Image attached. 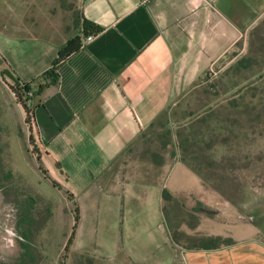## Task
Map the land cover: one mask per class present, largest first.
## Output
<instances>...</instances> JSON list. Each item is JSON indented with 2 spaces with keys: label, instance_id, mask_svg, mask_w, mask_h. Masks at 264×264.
Returning a JSON list of instances; mask_svg holds the SVG:
<instances>
[{
  "label": "crops",
  "instance_id": "1",
  "mask_svg": "<svg viewBox=\"0 0 264 264\" xmlns=\"http://www.w3.org/2000/svg\"><path fill=\"white\" fill-rule=\"evenodd\" d=\"M52 3L0 0V57L31 88L38 160L48 173L60 170L80 215L99 216L97 224L114 231L115 249L126 253L118 264H264L259 237L208 239L230 238L210 229L229 216L221 206L183 225L176 240L164 224L166 204L179 225L180 209L200 212L203 198L192 187L163 198L175 152L197 144L192 136L207 124L194 104L211 99L197 89L214 65L245 47L264 0H79L80 22L77 14L64 37ZM82 18L102 27L91 40ZM70 40L52 82L43 73ZM182 231L193 240H182Z\"/></svg>",
  "mask_w": 264,
  "mask_h": 264
},
{
  "label": "rangeland",
  "instance_id": "2",
  "mask_svg": "<svg viewBox=\"0 0 264 264\" xmlns=\"http://www.w3.org/2000/svg\"><path fill=\"white\" fill-rule=\"evenodd\" d=\"M79 4V0H54L49 6L57 35L64 37L76 25ZM6 68L0 57V264H118L126 253L115 249L114 231L98 225L99 216L79 213L68 243L76 202L60 170L51 166L48 173L46 162L38 160ZM204 79L197 93L211 102L198 100L194 106L207 124L198 125L191 135L197 144L182 145L175 152L167 171L174 187L168 190L170 197H178L172 191L192 187L203 198L204 209L181 208L182 222L176 225L166 204L164 224L174 238H180L183 225L194 227L221 206L229 216L212 220L210 229L230 238L251 235L264 240V18L245 47L214 65ZM182 201L198 203L194 197ZM181 236L185 242L193 240L183 231Z\"/></svg>",
  "mask_w": 264,
  "mask_h": 264
},
{
  "label": "trees",
  "instance_id": "3",
  "mask_svg": "<svg viewBox=\"0 0 264 264\" xmlns=\"http://www.w3.org/2000/svg\"><path fill=\"white\" fill-rule=\"evenodd\" d=\"M77 17L79 18L78 21L80 22L79 14ZM81 26H82V35L84 37H87L89 35H96L102 29V27L100 25H97V24L89 21L86 18L81 19ZM73 40L68 41L67 45L64 46V48L60 51V54L56 58V60L54 61L53 65L43 73V76L45 78H47L48 80H50L52 82H54L58 79V77H59V74L57 72L58 64H59L60 60L66 55V53H67L66 50L72 44ZM68 51L71 52L72 50H68ZM244 65L248 66L246 63H244ZM6 72L9 75V77L13 80L12 84L10 85V88L13 91L17 102L20 103L22 105V107L24 108L25 115H26L25 122L27 123V125L31 129L32 124L34 122V109L29 104V100L33 97L29 83H25V84L21 83L20 78L17 77L14 74V72L8 68H6ZM43 86H44V84L40 85V87H43ZM31 138H32V136H31ZM163 198H164V200L170 199V195H169V192L167 189H165L163 192ZM75 211H76V215H75V221L76 222L74 225V231L72 232L70 238L68 239V243H71V241L73 240V237L75 235V229L77 227V222L79 220V208L76 207ZM175 239L179 240V238H176V237H175ZM208 239L213 240L212 242H216L218 240V241H221L222 243H225V244L232 243V241H233L232 238H224L221 236L208 237ZM214 244H216V243H214Z\"/></svg>",
  "mask_w": 264,
  "mask_h": 264
},
{
  "label": "built area",
  "instance_id": "4",
  "mask_svg": "<svg viewBox=\"0 0 264 264\" xmlns=\"http://www.w3.org/2000/svg\"><path fill=\"white\" fill-rule=\"evenodd\" d=\"M94 37V35H89L85 38V41L91 40Z\"/></svg>",
  "mask_w": 264,
  "mask_h": 264
}]
</instances>
